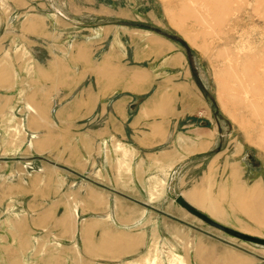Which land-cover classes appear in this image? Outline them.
Instances as JSON below:
<instances>
[{
	"label": "rangeland",
	"instance_id": "obj_1",
	"mask_svg": "<svg viewBox=\"0 0 264 264\" xmlns=\"http://www.w3.org/2000/svg\"><path fill=\"white\" fill-rule=\"evenodd\" d=\"M11 1L15 0H0V8L11 26L8 30L4 26L0 35L7 30L21 38L7 42L0 40V88L3 89L0 92L6 99L1 105V112L3 114L12 109L8 96L11 93L10 89L19 79L48 83L50 89L54 90L58 86L65 87L58 100L50 99L45 112L50 130L52 128L58 130V136H54V140H60L56 151L46 155V158L80 172L85 178L56 168L46 161L25 165L18 170V175L12 176L11 179L13 182L15 179L21 180L25 185V188L18 192L38 194L47 187L48 193L62 195L64 200L55 202L54 209L47 212L45 225L35 222L40 216V208L37 206H33V215L29 218L16 215L8 224L20 227L25 221L34 225L35 240L45 243L48 248H53L55 253L65 254V259L68 257L71 259L73 256L83 257L79 234L83 225L91 221L110 224L113 228V246L119 247L113 250L112 264H137L143 262L142 258L148 260L152 257H155V260L148 261L149 264H155L157 258H170L171 264L186 262L190 264L192 252L195 250L193 239L198 236L196 228H203L225 236L231 242L224 246H214L210 251L222 264H234L237 260L242 264H264V244L256 241H264V225H255L242 212H233L229 207L231 203L229 195L235 188L264 189V114L260 116L255 114L254 110L255 106L264 109V0H226L223 12L219 6L208 7L207 0L117 2V6H122V12L130 14L131 18L141 17L148 20L150 14L157 23H161V26H157L151 20L146 23L137 18L135 21L119 19L115 12L119 13L120 10L115 8L112 20L114 24H122L129 28L153 29L181 42L192 70V89L183 91L186 98H179L183 103L180 102L178 105H173L175 100L170 97V106L165 114L159 113V110L155 111L157 121L140 126L134 121L127 122L128 137L110 136L104 139L106 136L101 132L103 123L95 122L91 129L100 131L101 139L90 148L84 147V150L81 148L82 151L88 152L86 154L83 152V156L80 153L82 152L80 146H72L76 134L83 132L81 123L73 126L66 120L57 125L60 118V103L63 99L72 102L74 97L70 88L71 70L65 67L63 74L51 73L36 63L46 62L44 56L46 44L41 42L40 33L35 32V29L32 37L26 35L28 30L25 23L31 20L29 16L19 14L10 16L8 2ZM45 1L50 3L48 8L36 6L32 8V13L38 16L57 13L56 9L62 7L70 11L73 2L83 7L94 0ZM96 1L98 4L104 2ZM38 4L40 5V2ZM133 7L135 9H132ZM206 7L211 9L208 10V14L205 12ZM204 18L206 23L203 22ZM52 23L53 31L56 30V24ZM49 44V49L55 51L56 39ZM229 71L233 72L236 78L229 77ZM58 77L64 80L58 82ZM135 108L136 106L130 109L131 115L136 112ZM11 128L17 131L18 125ZM142 130L154 131L153 139L160 141L161 144L152 148H140L134 134ZM200 134L210 135L211 139L206 143H197L195 137ZM214 139L217 144L207 154L182 159L173 171V177L185 178V183L181 187L176 179L168 185L158 177L149 178L148 186L145 187L134 183L132 172L137 163L162 162L167 158L169 150H180L184 156L190 155L191 153L187 151L192 149L199 150L205 147L207 150ZM219 152H224L222 154L225 156L221 159L222 154L216 157L206 174L210 158ZM76 156L81 157L78 164L74 163ZM123 156L130 162L128 167L120 164ZM205 157L206 165L200 167V163L196 161ZM175 163L176 161L172 162L168 167L172 169ZM125 179L127 183H122ZM257 181L262 183V187L260 184L253 185ZM231 182L232 186L227 184ZM101 185L124 195L117 192L111 194L103 190ZM89 187L101 192L99 195L103 200L96 206L86 207L82 203L84 213L81 215L78 208L80 191L84 193ZM144 188L147 189L146 192L143 191ZM179 196H183L189 205L209 217L205 210L193 203V197L207 201L206 205L216 203L224 215H220V218H210L227 227L232 233L212 227L189 213L177 203L176 199ZM57 205L60 207L58 210ZM146 205L155 207V210L148 211ZM66 207L67 212L64 214ZM107 214L112 215V222L108 217L100 218ZM143 218L146 222L140 225ZM58 221L60 226L69 229L59 233ZM156 221L161 222L160 232L154 228ZM97 226L92 234L96 242L100 241L102 234L105 233H102V226L99 224ZM169 226L174 228L172 236L168 233ZM170 239H176L178 245L173 244L169 248L167 241ZM154 246L155 249L152 250ZM1 259L3 262L6 260ZM101 262L102 260L98 261Z\"/></svg>",
	"mask_w": 264,
	"mask_h": 264
},
{
	"label": "crops",
	"instance_id": "obj_2",
	"mask_svg": "<svg viewBox=\"0 0 264 264\" xmlns=\"http://www.w3.org/2000/svg\"><path fill=\"white\" fill-rule=\"evenodd\" d=\"M119 1L109 0L107 3V0H104L98 4L94 0L83 7L73 2L70 11L62 7L56 9L57 13L51 12L41 16L32 13V8L36 6L48 8L50 3L45 0L8 2L10 3V16L19 14L24 17L29 16V20L31 19L25 23V28L28 30L26 35L32 37V32L35 29V32L40 33L41 42L46 44L44 46L46 62L44 64L36 63L50 70L51 73L63 74L65 67L71 70L70 88L74 97L72 102H66L63 99L60 103V118L57 125H61L66 120L73 126L81 123L80 127L83 132L77 133L74 144L72 143V146H80V151H82L81 148L84 150V147L94 146L101 139L100 131L91 129V125L95 122L103 123L101 132L106 136L104 139H108L110 136L128 137L127 122L134 121L140 126L144 123L157 121L158 118L154 114L159 110L158 104L165 103L163 113L167 112L170 106V97L175 100L172 104L178 105L180 102L183 103L182 100L179 101V98H186L183 91L192 89V70L188 65V59L181 42L153 29L129 28L122 24H114L112 20L115 8L120 10L119 13L115 12V16L119 19L135 21L137 18L146 23L151 20L157 26H161V23H157L150 14L148 20H143L141 17L131 18L130 14L122 12V6H117ZM8 22L9 19L0 8V34L4 26L7 27V30L11 27ZM52 22L56 24V30L53 31L51 30V26L54 25ZM7 30L0 35V40L3 42L21 38ZM54 38L56 39L55 51L53 48V50L49 49V43L54 42ZM63 80L62 77L57 79L58 82ZM1 90L3 89L0 88ZM64 90L65 87L58 86L54 90L50 89L48 83L19 79L10 89L11 93L8 96L12 109L3 114L1 105L5 103L6 99L0 92V264H112L113 250L114 248L119 249V247L113 246V228L107 223L91 221L83 225L79 233L83 257L73 256L71 259L70 257L65 259V254L55 253L53 248H48L45 243L36 241V237L33 235L35 234L34 229H36L34 225L27 224L25 221L20 227L8 224L16 215L29 218L33 215V206H37L40 208V211L38 210L40 216L36 218L35 222L45 225L48 217L47 212L54 209L55 202L64 200L62 195L48 193L47 187L46 190L38 194L18 192L22 191L25 185L21 180L15 179V182L11 180L12 176L18 175V170L25 165L43 162V159H47L46 155L54 153L55 149L59 147L60 140H54V136H58V130L53 128L50 130L45 112L50 99L58 100ZM77 90L79 92L75 93ZM164 93L167 96H164ZM134 106H136V112L131 115L129 112ZM13 125H18L17 131L11 128ZM153 133L152 130H142L138 131V134H134L140 148H152L161 144L160 141L153 139ZM195 138L197 143H206L208 139H211V136L200 134ZM215 140H212L213 144L207 150H197L190 155L185 153V156L181 155L180 150H169L167 158L162 162L137 163L133 168L132 179L135 184L144 187L148 186L149 178L158 177L168 185L176 179L181 187L185 183V178L173 177V171L179 166L180 161L207 154L216 146L217 141ZM83 152H80L82 156L84 153H88ZM222 153L224 152L216 153L210 158L206 174L210 171L215 158ZM132 154L134 155L133 152ZM224 156L222 154L220 159ZM206 160L205 157L196 163H200L201 167L206 165ZM174 161L177 162L173 168H169L168 165ZM79 162H81V157L76 156L74 163L78 164ZM120 164L128 167L130 162L123 156ZM76 173L81 174L80 172ZM125 182L126 179L122 181V183ZM227 184L231 185L232 182ZM255 184H260L262 187V183L259 181L253 185ZM100 187L111 194L117 192L124 195L110 187L103 185ZM146 190L143 189L144 192ZM262 190H264L263 187ZM80 194L78 208L81 215L84 213L83 206H96L103 200V197L99 195L101 192L93 187H89L84 193L80 191ZM82 203H84L83 206ZM146 206L149 208L148 211L155 210L153 206ZM56 208L58 210L59 205ZM66 212L67 207L64 214ZM102 217H108L112 222L111 214L100 218ZM145 222V219L142 220L140 225ZM97 224L102 226V233H105L102 234L101 240L96 242L93 240L92 234L93 230L98 227ZM154 228L160 232L161 222L156 221ZM66 229L69 228L60 226L58 221V232L64 233ZM196 229L198 236L193 239L195 250L192 252L190 264H222L217 260V256L211 254L210 251L214 246H224L231 242L227 237L217 233H211L203 228ZM168 233L172 236L174 228L169 226ZM167 243L169 248L173 244L178 245L176 239H170ZM7 248L8 250H6ZM153 249L155 246L152 247ZM1 258H6L5 262L1 261ZM99 260L102 262L98 263ZM142 260V263L137 264H149L148 261H154L155 257L148 260L142 258ZM170 261V258H157L155 264H171ZM234 264H236L235 261Z\"/></svg>",
	"mask_w": 264,
	"mask_h": 264
},
{
	"label": "bare ground",
	"instance_id": "obj_3",
	"mask_svg": "<svg viewBox=\"0 0 264 264\" xmlns=\"http://www.w3.org/2000/svg\"><path fill=\"white\" fill-rule=\"evenodd\" d=\"M207 1H208V7H214L216 5V6H219L220 11H222V12L224 11V9H225L224 2L226 0H207ZM217 3H220V4H217ZM208 7L205 8L206 9L205 12L207 14H208V10L211 11V9L210 8L208 9ZM191 14H194V13L191 12ZM203 20H204L203 22L206 23L205 22L206 21L205 18ZM229 77L236 78V75L233 72L229 71ZM165 95H166V93H164V96ZM159 100H161V99H159ZM157 104H158V102H157ZM164 104L165 103H162L160 105L158 104L159 111H160L159 113H163ZM254 110H255V114H258L260 116H262V114H264V109L262 107H260V106H255ZM33 111L36 112L34 109H33ZM186 148H188V147H186ZM195 150L197 151L198 149H192L191 151H187V150L186 151L188 153H193V152H195ZM201 150H205V147H204V149H201ZM229 196H231V200H230L231 203H230L229 207L232 208L233 212L240 211L244 215H246L247 218L249 220H251L252 223H254L255 225H257V224H259V226H260V224L264 225V191H262L261 188L254 187V188L249 189V190H246V189H243V188H235ZM206 202L207 201L195 199L193 197V203L198 208H201V209L205 210L211 217L220 218V215H224V212H221L218 209V207L216 206V203L212 202L213 203L212 205H210V204L206 205L205 204ZM232 214L234 215V213H232ZM241 228L244 229L242 226H241ZM235 263L236 264H242V262H240L239 260L235 261Z\"/></svg>",
	"mask_w": 264,
	"mask_h": 264
},
{
	"label": "water",
	"instance_id": "obj_4",
	"mask_svg": "<svg viewBox=\"0 0 264 264\" xmlns=\"http://www.w3.org/2000/svg\"><path fill=\"white\" fill-rule=\"evenodd\" d=\"M44 161H46L47 163L51 164L52 166L56 167V168H59V169H62L64 171H68V172H71V173H74V174H77L78 176L80 177H83L82 175H80L79 173H76L75 171L67 168L66 166L64 165H61L55 161H51V160H48V159H43ZM85 178V177H83ZM97 184V183H95ZM177 203H179L184 209H186L189 213H191L192 215L196 216L197 218L201 219L202 221H204L205 223H207L208 225L212 226V227H215V228H218L222 231H226V232H229V233H232V231H230L227 227L217 223L216 221H214L212 218H210L209 216H207L206 214L198 211L197 209H195L194 207H192L191 205H189L183 196H179L177 199H176ZM247 239H250L252 240V238H248ZM258 241L259 243H263L264 244V241H260V240H256Z\"/></svg>",
	"mask_w": 264,
	"mask_h": 264
}]
</instances>
